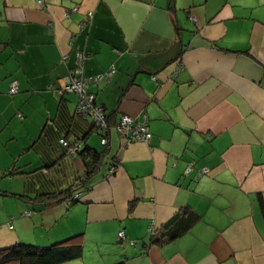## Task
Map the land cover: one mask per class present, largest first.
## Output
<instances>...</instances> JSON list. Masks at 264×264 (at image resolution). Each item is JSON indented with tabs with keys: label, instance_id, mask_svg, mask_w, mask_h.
<instances>
[{
	"label": "crops",
	"instance_id": "crops-1",
	"mask_svg": "<svg viewBox=\"0 0 264 264\" xmlns=\"http://www.w3.org/2000/svg\"><path fill=\"white\" fill-rule=\"evenodd\" d=\"M78 51L114 68L87 88L109 125L146 117L149 142L91 137L58 92ZM62 138L107 150L78 199L17 198L77 184ZM76 235L62 264H264V0H0V249Z\"/></svg>",
	"mask_w": 264,
	"mask_h": 264
},
{
	"label": "trees",
	"instance_id": "trees-1",
	"mask_svg": "<svg viewBox=\"0 0 264 264\" xmlns=\"http://www.w3.org/2000/svg\"><path fill=\"white\" fill-rule=\"evenodd\" d=\"M94 102L95 104H97L96 101ZM98 106L104 111V109L100 105ZM90 131L91 132L96 131L93 126V122ZM96 133L99 136H101V138H107L108 140L109 135L107 133H103L101 131H96ZM63 142L66 143L67 146H64ZM59 143L68 154H70V148L76 145L80 146L79 149L76 150L73 154V155H78L83 164V172L82 175L77 179V184H74L73 186L68 187L66 190L58 193L40 194L32 199H28L24 196L16 195L17 198H22L26 202H31L34 205H39L42 207L49 206L56 202H65L70 205L78 199V195H79L78 190L81 188L84 189L86 188L85 186L86 182L93 174H95L99 170L107 150L97 151L86 144L83 146L78 142L69 143L64 138L60 139ZM115 163L116 161L113 164ZM110 168L114 169V166ZM20 173L22 172H20L19 169H12L9 175L20 174ZM3 194H7V193H3ZM75 194H77V196H75ZM11 196H15V195L12 194ZM169 226H167L166 229H168ZM169 233L170 235L167 237V239L164 240L162 239V241L160 240L159 244L166 243L174 239L177 235L176 233L171 231ZM81 254H82V245L80 242V236L76 235L70 237L69 239L56 242L44 247L35 246L27 243H17L5 248H1L0 264H62L80 258ZM115 264H123V263L117 262Z\"/></svg>",
	"mask_w": 264,
	"mask_h": 264
},
{
	"label": "built area",
	"instance_id": "built-area-1",
	"mask_svg": "<svg viewBox=\"0 0 264 264\" xmlns=\"http://www.w3.org/2000/svg\"><path fill=\"white\" fill-rule=\"evenodd\" d=\"M40 8L42 4L40 1L37 2ZM76 10V9H74ZM92 18V12L87 11L85 13V22H83L80 27L88 24ZM85 56L84 53L78 51L75 53L74 65L71 72L64 77L63 85L58 89L61 95L73 94L77 98V103L75 106V114L79 117L86 119L87 117L92 118L93 126L96 131H101L109 135L110 129L113 128L124 145L130 144L132 142H142L147 143L151 139V134L147 127L146 117L141 119H134L129 116L121 115L111 127L108 123V118L106 113L95 104V96L87 91L88 86L92 84H98L102 81H107L108 77L114 73V68L110 67L107 71L94 75L85 77L83 76V60ZM178 68H176L177 72ZM9 95H14L18 93L17 82L15 80L11 81L7 90ZM19 118H21L18 115ZM107 138H101V144H107ZM64 146H67L63 142ZM79 145L70 148V154H74L76 150L79 149ZM193 166V163H189L186 168V172H189ZM114 169L110 168L108 170V176L113 173ZM202 172H206L203 170ZM77 196V194H75ZM28 215V213H24ZM118 237L123 240V231L118 232Z\"/></svg>",
	"mask_w": 264,
	"mask_h": 264
},
{
	"label": "rangeland",
	"instance_id": "rangeland-1",
	"mask_svg": "<svg viewBox=\"0 0 264 264\" xmlns=\"http://www.w3.org/2000/svg\"><path fill=\"white\" fill-rule=\"evenodd\" d=\"M110 132L112 133L113 136H115V137H117V139H119L117 133L115 132V130H114L113 128L110 130ZM96 135H97V134H96V132L94 131V132L92 133L91 137H95V138H96V137L98 136V135H97V136H96ZM97 139H98V138H97ZM99 139H100V138H99ZM101 146H102V145H101ZM102 147H103V146H102Z\"/></svg>",
	"mask_w": 264,
	"mask_h": 264
}]
</instances>
